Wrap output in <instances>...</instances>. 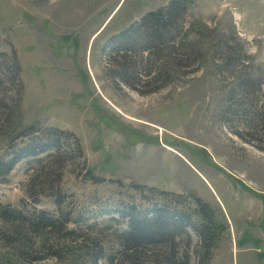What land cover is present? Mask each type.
I'll list each match as a JSON object with an SVG mask.
<instances>
[{
  "label": "rangeland",
  "instance_id": "obj_1",
  "mask_svg": "<svg viewBox=\"0 0 264 264\" xmlns=\"http://www.w3.org/2000/svg\"><path fill=\"white\" fill-rule=\"evenodd\" d=\"M168 1L0 0V37L22 67L21 123L74 132L87 158L85 169L74 171L73 162L64 171L62 211L72 210L73 222L47 236L52 249L36 247L40 257L57 255L35 264H163L158 254L165 250H122L118 236L128 220L116 209L122 202L173 204L177 194L187 200L192 192L215 210L217 241L204 258L203 242L190 231L191 239L177 240L169 264H264V150L237 135L249 126L228 113L236 71L264 77V0H193L186 24L199 20L213 29L191 34L202 43L203 68L141 95L111 75L103 46ZM216 34L235 65L216 69ZM248 103L238 111L253 106V132L264 141V83ZM8 142L0 135V152ZM29 176L20 161L0 182V203L22 204ZM37 208L58 214L51 198ZM8 229L0 221V235L15 236ZM0 254L17 263L1 242Z\"/></svg>",
  "mask_w": 264,
  "mask_h": 264
},
{
  "label": "trees",
  "instance_id": "obj_2",
  "mask_svg": "<svg viewBox=\"0 0 264 264\" xmlns=\"http://www.w3.org/2000/svg\"><path fill=\"white\" fill-rule=\"evenodd\" d=\"M192 5L193 0H169L166 5L147 11L127 28L111 35L103 46L111 75L145 95L174 84L180 76L202 69L205 59L202 43L194 40L191 34L194 30L200 31V26L211 32L213 29L199 20L196 22L199 25L186 24L185 16ZM221 37L216 34L212 39L215 50L211 59L217 70L230 63L235 65V54L230 47L226 49L220 45ZM236 72L238 83L230 89L228 98L229 116L231 120L241 118V124L249 126L247 132L237 131V135L264 150L261 135L253 132V106H250L249 114H246L248 108L238 111L240 107H249L248 99L262 89L264 77H255L253 71ZM23 90L22 67L17 51L13 46L4 45L0 37V135L7 136L9 140L5 150L0 152V182L9 181L10 174L20 161L25 162V171L30 174L22 204L0 203V221L11 233H15V236L6 237L1 232L0 242L11 248L17 259L16 263L0 254V264H21L23 261L35 264L49 254L57 255V251H51L40 257L36 254V247L39 244L45 249H52L47 243L49 236L56 230L68 229L73 222L72 210L62 211L66 204L64 171L73 162L74 171L81 166L85 169L87 162L83 145L74 132L21 123ZM227 122L230 123V120L227 119ZM163 194L162 191L160 195ZM43 197L53 199L58 214L37 208ZM182 197L176 195L175 205L166 201L161 204L154 201L146 206L125 202L118 205L117 212L128 220V228L118 236L122 250L133 252L159 248L165 250L158 254L162 263L169 264L175 256L173 250L180 246L177 240L184 236L191 239L192 231L203 242L206 248L203 257L206 258L216 244L219 232L215 210L193 192L186 196L187 200ZM145 198L141 193V199L146 201ZM187 201L189 206L182 207ZM190 241L185 247L191 246Z\"/></svg>",
  "mask_w": 264,
  "mask_h": 264
},
{
  "label": "bare ground",
  "instance_id": "obj_3",
  "mask_svg": "<svg viewBox=\"0 0 264 264\" xmlns=\"http://www.w3.org/2000/svg\"><path fill=\"white\" fill-rule=\"evenodd\" d=\"M159 129H161V127H159Z\"/></svg>",
  "mask_w": 264,
  "mask_h": 264
}]
</instances>
